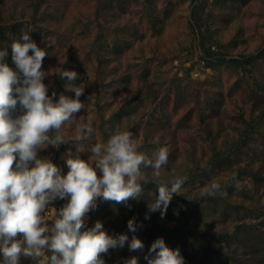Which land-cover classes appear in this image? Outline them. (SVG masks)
Instances as JSON below:
<instances>
[{
	"label": "rangeland",
	"instance_id": "1",
	"mask_svg": "<svg viewBox=\"0 0 264 264\" xmlns=\"http://www.w3.org/2000/svg\"><path fill=\"white\" fill-rule=\"evenodd\" d=\"M28 29L48 53V94L75 98L65 92L63 69L78 73L74 83L84 87L85 109L75 115L95 131L75 141L81 159L120 126L148 155L167 147L164 172L187 177L163 218L148 213L154 184L131 207L97 200L86 227L99 220L109 235L145 245L143 253L130 252L128 242L110 249L105 264L133 255L147 264L143 255L157 238L179 248L184 264H264V0H0V51L7 52L0 62L15 68L11 44ZM63 132L73 140L78 134L73 124ZM75 142L38 155L66 175ZM213 180L227 197L201 196ZM45 214L51 226V208ZM133 217L142 225L135 232L127 227ZM21 264L35 262L22 257Z\"/></svg>",
	"mask_w": 264,
	"mask_h": 264
},
{
	"label": "clouds",
	"instance_id": "2",
	"mask_svg": "<svg viewBox=\"0 0 264 264\" xmlns=\"http://www.w3.org/2000/svg\"><path fill=\"white\" fill-rule=\"evenodd\" d=\"M31 31L22 30L21 39L11 44L15 68L0 62V264H21L22 257L35 264H105L102 254L123 248L128 236L109 235L99 220L86 227L87 215L97 207V200L131 207L127 202L141 197L145 185L154 184L148 213L160 211L163 218L187 177L175 170L164 172L169 164L167 147H156L148 155L140 151L132 132L120 126L106 142L91 147L87 160L81 159L83 149L75 141L90 139L95 131L75 115L85 109L80 100L84 87L74 83L78 73L63 69L58 75L67 81L65 92L74 93L75 98L61 93L57 99L55 91L48 94L43 81L50 74L42 70L48 53L31 39ZM6 55L0 51V61ZM67 124L76 127L74 140L63 132ZM69 141L76 143V154L68 151L65 162L69 170L62 175L51 158L38 153L49 145L59 148ZM231 180L239 189L241 182L235 174ZM218 195L227 197L228 193L215 180L201 189L202 197ZM57 199L67 200L58 211L48 207ZM50 208L51 226L45 214ZM148 213L145 219L150 218ZM138 226L142 227L135 217L127 222L131 232ZM128 248L143 253L145 245L133 236ZM143 258L147 264H184L179 248H170L163 238H157ZM139 259L133 255L123 264H139Z\"/></svg>",
	"mask_w": 264,
	"mask_h": 264
}]
</instances>
